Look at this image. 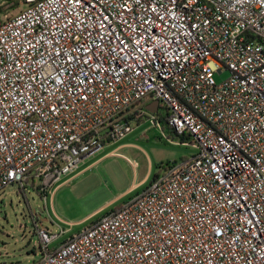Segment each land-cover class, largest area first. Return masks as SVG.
<instances>
[{
    "label": "built area",
    "instance_id": "1",
    "mask_svg": "<svg viewBox=\"0 0 264 264\" xmlns=\"http://www.w3.org/2000/svg\"><path fill=\"white\" fill-rule=\"evenodd\" d=\"M134 103L197 152L55 247L37 225L35 264H264V0H0V191L56 185Z\"/></svg>",
    "mask_w": 264,
    "mask_h": 264
},
{
    "label": "rangeland",
    "instance_id": "2",
    "mask_svg": "<svg viewBox=\"0 0 264 264\" xmlns=\"http://www.w3.org/2000/svg\"><path fill=\"white\" fill-rule=\"evenodd\" d=\"M228 75L217 72L215 78L222 81ZM164 115L161 110L159 117ZM149 116L135 120L124 139L86 156L57 185L33 180L25 188L15 183L1 190L0 264L37 263L42 253L37 225L60 234L55 247L145 190L160 165L197 152L193 140L174 135L165 121L159 125Z\"/></svg>",
    "mask_w": 264,
    "mask_h": 264
},
{
    "label": "trees",
    "instance_id": "3",
    "mask_svg": "<svg viewBox=\"0 0 264 264\" xmlns=\"http://www.w3.org/2000/svg\"><path fill=\"white\" fill-rule=\"evenodd\" d=\"M152 104H148L149 109L151 108ZM139 104L138 103H134L132 105H130L129 107H127L126 110H124L123 112L119 113L117 118L118 119H125L129 124H132L135 120H142L144 118H137L136 114L138 113V109H139Z\"/></svg>",
    "mask_w": 264,
    "mask_h": 264
},
{
    "label": "crops",
    "instance_id": "4",
    "mask_svg": "<svg viewBox=\"0 0 264 264\" xmlns=\"http://www.w3.org/2000/svg\"><path fill=\"white\" fill-rule=\"evenodd\" d=\"M123 139H124V138H123ZM125 144H129V143H125ZM130 144H131V143H130ZM111 153H114V152L112 151ZM72 176L74 177V175H72ZM73 177H69V178L72 179ZM139 183H140V182H139ZM139 183H135V184H133V186L135 187V186L139 185ZM57 184H58V183H57ZM57 184H56V185H57ZM140 184H141V183H140ZM133 186H132V187H133ZM134 187H133V188H134Z\"/></svg>",
    "mask_w": 264,
    "mask_h": 264
},
{
    "label": "water",
    "instance_id": "5",
    "mask_svg": "<svg viewBox=\"0 0 264 264\" xmlns=\"http://www.w3.org/2000/svg\"><path fill=\"white\" fill-rule=\"evenodd\" d=\"M151 108H152L153 110H155L154 104L151 105Z\"/></svg>",
    "mask_w": 264,
    "mask_h": 264
}]
</instances>
